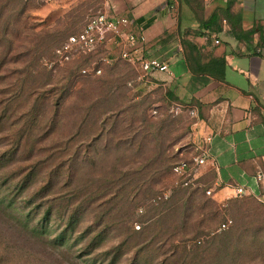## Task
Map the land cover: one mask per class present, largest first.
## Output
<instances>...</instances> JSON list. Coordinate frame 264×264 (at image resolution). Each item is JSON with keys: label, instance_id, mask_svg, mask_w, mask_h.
<instances>
[{"label": "rangeland", "instance_id": "rangeland-1", "mask_svg": "<svg viewBox=\"0 0 264 264\" xmlns=\"http://www.w3.org/2000/svg\"><path fill=\"white\" fill-rule=\"evenodd\" d=\"M103 9L0 0V264H264L258 200L218 199L211 169L175 186L171 167L191 152L187 110L139 92L124 60L96 77L80 69L97 57L46 64Z\"/></svg>", "mask_w": 264, "mask_h": 264}, {"label": "crops", "instance_id": "crops-1", "mask_svg": "<svg viewBox=\"0 0 264 264\" xmlns=\"http://www.w3.org/2000/svg\"><path fill=\"white\" fill-rule=\"evenodd\" d=\"M103 1L104 12L129 18L130 31L145 36L141 56L170 67L139 81L136 66V89L196 106L192 142L209 149L200 170H213L215 197L233 196L236 185L257 195L264 184L257 181L264 174V0ZM108 48L118 52L114 43Z\"/></svg>", "mask_w": 264, "mask_h": 264}, {"label": "built area", "instance_id": "built-area-1", "mask_svg": "<svg viewBox=\"0 0 264 264\" xmlns=\"http://www.w3.org/2000/svg\"><path fill=\"white\" fill-rule=\"evenodd\" d=\"M40 4L50 5L60 0H37ZM146 40L145 36L138 35L130 31L129 18L122 16H111L107 12H102L99 15L90 19L83 29L77 33L70 35L60 46L54 51V56L48 60L46 64L50 68L56 65L66 64L73 61L81 54L91 52L105 43H114L119 47L121 57L135 64L140 72L138 80L143 81L153 71L168 72L170 67L167 62L158 58H144L138 53V45ZM218 42V41H216ZM104 62L109 63L110 59L104 58ZM97 74L101 73L100 68L90 69ZM84 69L83 72H88ZM189 115L197 117V109L190 108ZM209 140V138H208ZM196 153L191 154L189 159H183L175 164L172 168V173L175 178L176 185L189 186L195 182L199 177V171L202 166L210 160V152L206 145H196ZM257 181L263 183L264 174L257 175ZM234 197H243L246 195L255 196L264 206V184L260 188V192L254 195L246 186L236 185L232 186ZM211 194L212 190H208ZM232 223L231 219H227L221 224L220 229H226Z\"/></svg>", "mask_w": 264, "mask_h": 264}, {"label": "trees", "instance_id": "trees-1", "mask_svg": "<svg viewBox=\"0 0 264 264\" xmlns=\"http://www.w3.org/2000/svg\"><path fill=\"white\" fill-rule=\"evenodd\" d=\"M215 14H213L206 22H204V25H208V24H211V23H213V21H215ZM80 32V31H79ZM79 32H77V33H79ZM251 32H253V29L251 30ZM77 33H75V34H77ZM117 50H118V52L117 53H111V49H109L108 48V43H105L104 45H102V46H100V47H98V48H96L95 50H93V51H91V52H88V53H84V54H81V55H79L78 57H76L73 61H71V62H69V63H66V64H61V65H56L54 68H52V69H54V70H56V69H58V68H63V67H65V66H67V65H70V64H72V63H75V62H78V61H81L82 59H90V58H93V57H97V60L96 61H89L90 62V64L88 65V66H85V67H83V68H81L80 69V73H81V75H83V76H90V77H96V76H100V75H102V73H103V69H104V67H106V66H108V65H113L115 62H118V61H120V60H124L122 57H121V55H120V48L119 47H117L116 48ZM104 58H108V59H110V62L109 63H106V62H104ZM125 62H127L133 69H135L136 70V72H137V74H138V71H137V69H136V65L135 64H132V63H130V62H128V61H126V60H124ZM92 68H95V69H97V68H100L101 69V73L100 74H97L95 71H92V70H90V69H92ZM84 69H88L89 71L88 72H86V73H84L83 72V70ZM77 84H79V85H81V82H79V80H75V84L74 85H77ZM150 92H147V93H145V94H149ZM154 93H157V92H154ZM154 93H150V94H154ZM159 94V93H158ZM159 95H162V94H159ZM162 98H164V99H166V100H168L166 97H164L163 95H162ZM168 101H170V100H168ZM170 102H172V101H170ZM173 103V102H172ZM174 104H176L178 107H181V108H183V109H190V108H196V106H186L185 104H183V103H179V102H176V103H174ZM197 109V108H196ZM194 121H195V119L193 118V123H194ZM192 123V124H193ZM197 151H196V145L193 143V142H191V152H190V154H189V156H187V157H183V158H181V160H179L178 162H176L175 164H177V163H179L180 161H182L183 159H189L190 158V156H191V154H193V153H196ZM175 164H173V166L175 165ZM173 166L171 167V170H170V174H171V177L173 178V181H175V178H174V176H173V173H172V168H173ZM213 171V170H212ZM214 173V172H213ZM215 175V174H214ZM199 179V178H198ZM198 179L197 180H195V182H196V184L198 185V183H199V181H198ZM195 182L193 183V184H191V185H189V186H182V185H176L175 184V186L177 187V189H185V190H187V189H189V188H191L192 186H194L195 185ZM196 186V185H195ZM263 186V184L260 186V188ZM246 196H251V197H254L256 200H258L255 196H253V195H246ZM180 199H178V200H172V202L169 204V205H167V202H165V201H162L161 202V204H160V207H158L157 209H162V210H165V209H170L169 211H168V213H172V212H174L176 209H178V207H179V204L178 205H176L177 204V202L179 201ZM259 201V200H258ZM190 202V199H187L186 198V200L185 199H182L181 200V205L184 207L186 204H188ZM260 202V201H259ZM261 203V202H260ZM262 204V203H261ZM263 205V204H262ZM170 219L172 220V218L170 217ZM231 226V224L229 225V227ZM228 227V228H229ZM177 228H178V224H176L175 225V230H174V233H173V236H170V238H172V237H176V235H177V233H178V230H177ZM227 229V228H226ZM225 229V230H226ZM165 234V233H164Z\"/></svg>", "mask_w": 264, "mask_h": 264}]
</instances>
